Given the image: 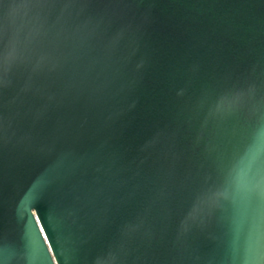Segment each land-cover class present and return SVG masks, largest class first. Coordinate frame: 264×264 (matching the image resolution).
I'll list each match as a JSON object with an SVG mask.
<instances>
[{"label": "water", "instance_id": "1", "mask_svg": "<svg viewBox=\"0 0 264 264\" xmlns=\"http://www.w3.org/2000/svg\"><path fill=\"white\" fill-rule=\"evenodd\" d=\"M0 264H264V0H0Z\"/></svg>", "mask_w": 264, "mask_h": 264}]
</instances>
